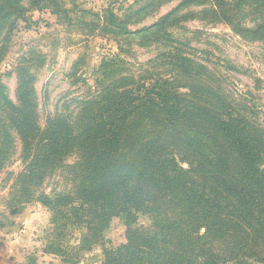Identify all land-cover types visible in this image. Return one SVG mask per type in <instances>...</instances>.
Here are the masks:
<instances>
[{
  "label": "trees",
  "instance_id": "trees-1",
  "mask_svg": "<svg viewBox=\"0 0 264 264\" xmlns=\"http://www.w3.org/2000/svg\"><path fill=\"white\" fill-rule=\"evenodd\" d=\"M14 1L0 0V45L8 43ZM222 4L215 0L220 8L215 16L227 25H235L240 5L253 7V28L244 31L264 39V0ZM100 23L115 35L158 33L167 45L189 46L168 32L167 17L130 30L108 10ZM172 60L186 77H200L188 58ZM21 73L16 103L0 77V173L19 139L23 169L15 176L9 206L17 214L35 201L52 213L55 230L46 236L43 254L77 264L88 241L99 242L119 218L125 243L103 248L101 264H264V130L255 122L260 121L253 103L246 107L250 122L228 112L221 118L210 109L228 104L216 96L219 86L206 84V76L194 81L201 88L197 96L180 97L165 83L141 96L123 91L113 101L111 95L90 101L104 114L89 115L82 129L60 117L49 118L42 129L33 79L26 68ZM104 75L112 76L108 70ZM62 168L70 189L43 194L41 186ZM141 215L149 226L138 224ZM83 229L77 250L62 247L70 230ZM211 236L219 241L215 246Z\"/></svg>",
  "mask_w": 264,
  "mask_h": 264
},
{
  "label": "rangeland",
  "instance_id": "rangeland-1",
  "mask_svg": "<svg viewBox=\"0 0 264 264\" xmlns=\"http://www.w3.org/2000/svg\"><path fill=\"white\" fill-rule=\"evenodd\" d=\"M235 1L222 0L229 8ZM214 3L215 0H15L14 17L7 23L12 27L6 35L8 43L0 45L4 49L0 58L1 83L9 99L16 103L18 85L24 77L21 69L26 68L33 79L38 125L44 129L49 118L60 117L82 129L89 115L98 118L104 114L91 108L90 101L96 104L106 95H111L113 101L123 91L141 96L163 83L180 97L197 96L201 88L194 81L207 76L206 84L219 86L216 96L228 104L211 111L221 118L227 112L235 118L243 115L250 122L246 107L249 109L253 103L254 115L260 121L255 122L264 130V39L244 31L253 28V7L240 5L243 12L233 21L235 25H227L215 16L220 8ZM108 10L130 30L151 26L167 17L168 32L189 46L167 45L158 33L143 37L112 34L100 23ZM177 57L188 58L192 72L200 77H186L188 74L181 71L184 68L173 64L172 58ZM102 65H107L111 77L104 75ZM90 108H94L92 113ZM20 154L16 138L14 154L0 173V264H68L61 256L43 254L46 236L55 230L48 209L34 201L20 213H12L8 197L15 176L23 169ZM75 157L67 164L74 163ZM66 176L67 170L59 169L40 191L47 195L68 191ZM138 224L147 227L150 221L141 215ZM86 232L70 230L62 247L77 250L79 238ZM101 237L99 242L88 241L77 264H101L103 248L125 243L124 224L113 218ZM210 242L215 246L219 241L211 236Z\"/></svg>",
  "mask_w": 264,
  "mask_h": 264
},
{
  "label": "crops",
  "instance_id": "crops-1",
  "mask_svg": "<svg viewBox=\"0 0 264 264\" xmlns=\"http://www.w3.org/2000/svg\"><path fill=\"white\" fill-rule=\"evenodd\" d=\"M1 234H2V232L0 231V237L2 236Z\"/></svg>",
  "mask_w": 264,
  "mask_h": 264
}]
</instances>
